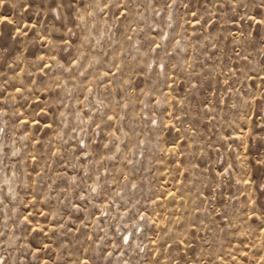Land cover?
<instances>
[{"label":"rangeland","instance_id":"374dc122","mask_svg":"<svg viewBox=\"0 0 264 264\" xmlns=\"http://www.w3.org/2000/svg\"><path fill=\"white\" fill-rule=\"evenodd\" d=\"M0 264H264V0H0Z\"/></svg>","mask_w":264,"mask_h":264},{"label":"bare ground","instance_id":"6f19581e","mask_svg":"<svg viewBox=\"0 0 264 264\" xmlns=\"http://www.w3.org/2000/svg\"><path fill=\"white\" fill-rule=\"evenodd\" d=\"M10 185V184H9Z\"/></svg>","mask_w":264,"mask_h":264}]
</instances>
